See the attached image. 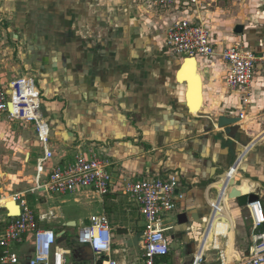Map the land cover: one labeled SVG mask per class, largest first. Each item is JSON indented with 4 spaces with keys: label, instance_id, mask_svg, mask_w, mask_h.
I'll return each instance as SVG.
<instances>
[{
    "label": "crops",
    "instance_id": "obj_1",
    "mask_svg": "<svg viewBox=\"0 0 264 264\" xmlns=\"http://www.w3.org/2000/svg\"><path fill=\"white\" fill-rule=\"evenodd\" d=\"M228 4L225 9L177 11L149 8L144 0H0V37L7 44V56L14 57L10 69L17 74L3 72L0 78L7 82L22 74L36 77L42 117L50 128L48 147L54 154L45 176L51 165L71 162L80 152H92L112 164L115 184L107 197L91 189L68 196L32 193L36 166L44 157L35 127L0 116V138L10 143L18 139L12 148L16 163L0 168V199L15 204L11 198L22 195L27 201L42 197L53 203L50 214L45 210L36 214L38 224L63 235L60 245L71 251L68 260L100 261L94 254L93 261L83 260L80 250L85 246L75 242L76 235L70 240L67 235L88 225L91 216L105 214L113 235L117 231L113 259L118 264H144L143 236L135 241L144 231V219L117 184L126 178L172 175L178 176L185 198L171 217L175 221L168 220L175 234L168 236L171 254L166 262L189 264L192 258V264L199 254L206 264H228L227 256L235 264L247 254L253 216L248 206L228 200L227 189L220 186L225 181L219 178L230 171L228 179L246 180L238 188L243 195L258 196L264 208V0H228ZM184 18L207 27L217 47L241 43L256 54L249 96L228 88L229 67L224 60L195 58L197 63L184 65L185 59L170 52L166 32ZM239 25L244 27L241 35L235 33ZM185 82H190L194 117L183 115ZM220 116H243L236 125L243 137L233 139L228 128L217 129ZM71 203L84 205L90 216L73 213L67 218L62 211L55 217L62 223L56 226L51 216ZM180 215L188 217L187 224L179 223ZM119 230L129 234L118 235ZM32 252L29 235L20 248L22 264Z\"/></svg>",
    "mask_w": 264,
    "mask_h": 264
},
{
    "label": "built area",
    "instance_id": "obj_2",
    "mask_svg": "<svg viewBox=\"0 0 264 264\" xmlns=\"http://www.w3.org/2000/svg\"><path fill=\"white\" fill-rule=\"evenodd\" d=\"M149 8L183 10L188 8L209 10L214 0H144ZM215 3V2H214ZM166 44L178 59L220 58L229 67L227 86L249 96L255 80L258 57L243 44L219 48L213 42L211 31L193 19L184 18L175 22L166 32ZM249 100L246 99L248 103ZM42 93L36 77L22 75L3 82L0 78V116L7 115L10 121L33 124L43 147L44 157L36 166L35 187L30 192L68 196L80 190L91 189L101 197L111 193L114 178L110 172L111 162L80 152L73 161L51 165L54 159L49 150L50 128L43 119ZM243 118V116H242ZM43 175L45 177H43ZM118 189L140 209L144 219L142 257L144 264H169L171 243L166 233L174 229L168 220L178 211V203L185 196L179 191V178H146L134 181L126 178L117 184ZM12 201L19 207V215H12L5 198L0 199V264H22L20 248L29 235L33 236V252L27 264H75L68 260L71 251L61 247L59 236L52 230L39 227L38 217L27 199L15 195ZM248 208L253 216L254 228L251 245L242 260L235 264H264V208L261 201ZM4 212V213H3ZM113 229L105 214L94 215L89 224L79 228L80 246L92 249L103 264H118L113 259ZM203 255L197 254L192 264H206Z\"/></svg>",
    "mask_w": 264,
    "mask_h": 264
},
{
    "label": "rangeland",
    "instance_id": "obj_3",
    "mask_svg": "<svg viewBox=\"0 0 264 264\" xmlns=\"http://www.w3.org/2000/svg\"><path fill=\"white\" fill-rule=\"evenodd\" d=\"M221 6V8H228L230 7L229 4H228V0H217V3L214 4L213 7H219ZM4 41L1 40V37H0V75H2L3 72H9V74H13V75H10L11 77L17 75L15 73H12L13 71L10 69V64L14 62V57L13 59H10L8 56H7V44L6 43H3ZM12 45V44H11ZM13 60V61H12ZM16 60V59H15ZM18 61V60H16ZM20 61V60H19ZM21 62V61H20ZM23 75V74H22ZM20 75V76H22ZM28 75V74H26ZM20 76H16L14 78H11V79H17L19 78ZM198 77H200V75H197ZM10 78V77H9ZM181 86V85H180ZM180 94L182 95L183 97V92H184V86H181L180 87V90H179ZM194 106V105H193ZM184 110V109H183ZM201 109L198 110V113ZM198 113L196 115H198ZM249 121V119H247ZM12 136V135H11ZM10 139V138H9ZM18 144V139H16L15 141L13 142H9L7 140H4V138H0V168L2 169L4 167V169H6V164L7 165H13L15 164V157H14V151L12 150V148L16 147ZM9 153H8V152ZM26 187H27V183H26ZM29 203H30V206L32 209H34V211L36 212V214L38 213L39 215L41 214L42 211H47L45 213H49V210L50 208H55V205L53 203H48L47 201H45L42 197H38V199H36V197H29L28 199ZM57 206L59 205V203L56 204ZM63 206V204H62ZM96 206H100L99 204ZM43 207V208H41ZM65 208L61 211H58L56 212L55 211V214L53 216H51V218L53 220H55V225L57 226H60L61 223H62V220H60L59 218L58 219H55L56 216H58V214H60L62 211H63V216L64 217H70L73 213H77V214H81L83 216H90V212L89 210L86 208L84 209V205H77V204H69L67 206H64ZM57 208V207H56ZM67 209V210H65ZM37 214V215H38ZM50 214V213H49ZM61 215V214H60ZM173 217V216H171ZM171 221H175V218H171ZM59 222V223H58ZM114 224V229H116L118 227V224H119V220L118 218L115 219V221H113ZM58 223V224H56ZM124 222H121L120 224L122 225ZM170 223V222H169ZM127 225V223L125 224ZM129 225V224H128ZM69 234L67 235L68 237V240H70L73 235H78L79 233V229L78 228H75L73 230H70L68 232ZM117 234V231L115 230L114 232V235L116 236ZM174 231L173 232H168L166 233V236H174ZM67 246L71 247L70 245L67 244ZM177 246V245H176ZM173 248H175V245H173ZM178 248V247H177ZM176 248V250H178ZM138 252L141 251L140 248L137 249ZM142 252V251H141ZM142 254V253H141ZM189 264H191V261H192V258L189 260Z\"/></svg>",
    "mask_w": 264,
    "mask_h": 264
},
{
    "label": "water",
    "instance_id": "obj_4",
    "mask_svg": "<svg viewBox=\"0 0 264 264\" xmlns=\"http://www.w3.org/2000/svg\"><path fill=\"white\" fill-rule=\"evenodd\" d=\"M244 32V27L239 25L236 27L235 29V33L236 34H243ZM195 59V58H192ZM190 59H185L184 62L188 61ZM186 86H187V93L185 96V100H186V112L183 114L185 117H194L190 111L191 108L189 106V99H188V94L190 91V82H185ZM202 113V112H200ZM199 113V114H200ZM243 121V118H231V117H227V116H220L218 119H216L215 121V125L216 128L219 130H224L228 128V132L230 133V136H232L233 139H236L238 136H241V138L243 137L242 134H240V128L236 125H238L239 123H241ZM230 171L227 172V174H225L223 177L219 178V180H227L229 178ZM246 180H232V184H230L227 187V193H228V200L230 201H237V203L239 204L240 207H247L249 204L251 203H255L260 201L259 197L256 195H243V193L239 190L238 188V184H241L242 182H244ZM223 185V184H221ZM179 223L181 225L183 224H187L188 223V217L186 215H180L179 216ZM76 224L73 223L70 226H75ZM121 234H125L128 235L129 234V230H119L118 231V235ZM143 236V233L137 237L135 239V241L138 243V241L140 240V238ZM65 241V239L63 238V235H59V243H63ZM75 242L78 243V238H75ZM210 249V248H209ZM80 252L83 255V260L85 261H93V251L90 247L85 246L83 247ZM209 252V251H208ZM77 253V252H76ZM89 256V257H88ZM97 264H103V262L100 260L99 262H97Z\"/></svg>",
    "mask_w": 264,
    "mask_h": 264
},
{
    "label": "bare ground",
    "instance_id": "obj_5",
    "mask_svg": "<svg viewBox=\"0 0 264 264\" xmlns=\"http://www.w3.org/2000/svg\"><path fill=\"white\" fill-rule=\"evenodd\" d=\"M189 61H192V62H194V63H197V62H198L197 59H192V58H191L190 60L184 62V65H185L187 62H189ZM189 64H192V63H189ZM230 184H232V180L228 179V180H225L224 185H220V186H221V188H223V189L226 190L227 187H228ZM239 190L241 191V189H239ZM10 201H11L10 199L6 200V203H9L8 208L10 209L12 215H16V216L19 215V213H20V209H19V207H17L15 204H12V202H10ZM228 252H230V250H228ZM226 261H227L228 264H232L231 257L229 258V256H227V257H226Z\"/></svg>",
    "mask_w": 264,
    "mask_h": 264
}]
</instances>
